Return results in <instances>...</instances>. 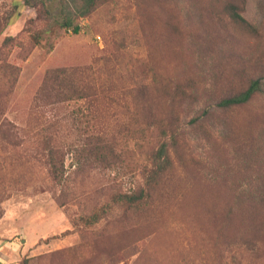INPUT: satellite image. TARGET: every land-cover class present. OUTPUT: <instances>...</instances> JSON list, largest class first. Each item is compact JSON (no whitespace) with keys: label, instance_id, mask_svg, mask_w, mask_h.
Listing matches in <instances>:
<instances>
[{"label":"rangeland","instance_id":"rangeland-1","mask_svg":"<svg viewBox=\"0 0 264 264\" xmlns=\"http://www.w3.org/2000/svg\"><path fill=\"white\" fill-rule=\"evenodd\" d=\"M29 1L40 7L44 1L49 14H39V8L36 18L25 0H0V124L7 119L19 129L14 145L0 133V251H9L8 264L23 257H30V264H264V250L259 244L249 247L250 237L235 241L234 248L222 244L209 217L215 205L221 210L232 204L234 221H260L264 227V204L249 212L251 200L230 199L256 193L264 184V149L253 164L233 142L245 114H264V98L241 108L217 105L240 80L260 78L264 86V37L217 33L201 0L103 1L77 21V33L61 26L62 0ZM138 2H149L157 12L150 26L137 11ZM166 2L180 21L181 34L172 33L170 47L176 54L165 49L162 20L171 19ZM243 16L263 28L264 0H247ZM39 31L42 39L34 45L31 36ZM7 37L13 40L5 44ZM6 62L19 70L7 101ZM93 64L90 75L101 70L110 94L123 96L118 104L104 108L100 101L72 100L55 109L35 107L47 70ZM190 77L200 78L202 86L196 99L178 108L184 162L175 158L174 171L146 203L155 208L145 214L117 206L93 227L76 226V218L109 202L112 194L144 182L146 155L157 141L156 117L135 118L133 96L141 90L156 111L167 80ZM87 128L94 135L90 141ZM102 132L104 141L98 139ZM261 134L257 129V147L264 145ZM49 135L52 144L68 149L63 184L48 174L42 142ZM91 141L99 142V154L88 155Z\"/></svg>","mask_w":264,"mask_h":264},{"label":"trees","instance_id":"trees-1","mask_svg":"<svg viewBox=\"0 0 264 264\" xmlns=\"http://www.w3.org/2000/svg\"><path fill=\"white\" fill-rule=\"evenodd\" d=\"M103 1L108 0H62V15L64 16V21L61 26L66 29H71L74 33L79 32L80 25L77 24V21L82 17L90 16ZM246 3L247 0H201L200 5L203 8V13L207 16L208 22L217 26L214 28L217 33L225 34L231 38L240 33L257 38L264 37V27L258 28L243 16ZM25 4L36 10V18L38 16L37 9L39 8V14H49L44 8V1L41 2V7L39 4L29 0H25ZM136 7L139 14L145 20L149 21L146 25L150 26V21L154 20L157 15L154 7L149 5V2H138ZM164 9L171 17L169 20H162L165 25V36L168 46L165 49L170 54H176L177 48L170 47L173 38L172 33L181 34L180 21L177 17L175 19V14L170 9L174 12H176V9L172 6L170 8L168 2H166ZM42 36V31L33 34L31 36L33 44L38 45ZM12 40V37H7L5 44L10 43ZM114 55H109L105 60H109ZM105 66L108 67V64L106 63ZM2 67L6 73L5 76H7L3 83V93L7 101L16 83L19 70L8 62L4 63ZM93 69L94 64L83 67H57L47 70L34 96L35 107L38 109H55L72 100H84L87 102L100 101L104 103V108L112 104H118L121 101L120 97L123 98V96L111 95L110 89L112 90V88H110L107 82H104V79H101L102 71L98 69L95 73L96 76L92 77L90 74L94 72ZM201 81L200 78L191 77L185 81L169 78L161 88L162 96L165 98L164 102L162 107H157L156 111L150 103L149 98L141 90L133 96V115L135 118L151 119L153 116L156 117L154 127L157 141L156 146L149 150L146 155V163L142 169L144 182L131 191L112 194L109 202L95 206L90 212L76 218L74 220L76 226L80 224L88 228L93 227L117 206L123 207L125 210L141 211L139 213L145 214L155 208V204L146 203L160 189L164 179L174 171L175 158L184 162V151L179 146L180 143L178 144L179 129L177 124L180 119L178 114L179 105L189 98L196 99L198 97L196 93L202 86ZM235 87L236 90L233 93L220 97L217 102L218 107L224 110L241 108L249 105L256 97L262 96L264 98V86L260 78L249 77L247 80H240ZM169 105L173 109L165 111ZM262 117H264V114H253L251 112L245 114V119L238 131H235L233 138V142L240 147L246 159L252 161L253 164L257 162L256 160L260 161L263 155L264 145L261 147L255 145L256 130L259 128L261 132L264 130V125H262L264 118ZM20 131L22 130L20 129ZM0 133L12 145L17 144L16 138L19 136V129L11 121L7 119L2 121L0 124ZM84 133L85 141L93 139V132L91 133L88 128ZM261 135L264 136L263 134ZM106 136V133L102 132L98 135V139L104 141L106 140ZM111 138L113 139L114 137L111 136ZM257 141L262 142L258 138ZM52 142V135L45 136L42 142L44 156L48 165V174L54 183L63 184L65 182L64 161L68 149H64L62 145L52 144ZM98 143L97 141L93 144L91 141L86 144L88 146V155L100 153L99 147L95 146ZM102 157L104 159L106 156L103 155ZM262 185L261 190L256 193L246 195L232 194V198L230 197V199H238L241 202L248 199L251 200L247 204L246 211L253 212L259 204H264V184ZM215 203L220 204L218 200ZM238 206L241 209L244 204H238ZM234 210L235 208L232 204H228V206L221 208V210L215 205V207L209 210L210 219L216 222L214 224V230L216 235L220 236L221 243L234 248L232 244H235V241L250 237L251 243L248 244L249 247H256L259 244L260 248L264 250L263 222L256 221L250 223L251 225H247V222L234 221ZM30 261V257H23L18 264H30Z\"/></svg>","mask_w":264,"mask_h":264},{"label":"crops","instance_id":"crops-1","mask_svg":"<svg viewBox=\"0 0 264 264\" xmlns=\"http://www.w3.org/2000/svg\"><path fill=\"white\" fill-rule=\"evenodd\" d=\"M10 257L9 251L6 250L5 248L0 251V262L5 260L7 261L6 263L8 264V259Z\"/></svg>","mask_w":264,"mask_h":264},{"label":"built area","instance_id":"built-area-1","mask_svg":"<svg viewBox=\"0 0 264 264\" xmlns=\"http://www.w3.org/2000/svg\"><path fill=\"white\" fill-rule=\"evenodd\" d=\"M97 39H98V40H100V37H99V36H97Z\"/></svg>","mask_w":264,"mask_h":264}]
</instances>
